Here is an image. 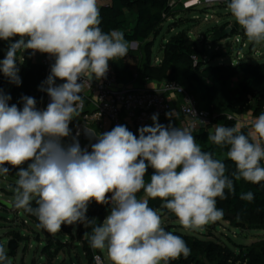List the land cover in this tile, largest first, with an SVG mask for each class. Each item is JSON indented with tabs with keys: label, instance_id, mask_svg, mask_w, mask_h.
Masks as SVG:
<instances>
[{
	"label": "clouds",
	"instance_id": "9594fccd",
	"mask_svg": "<svg viewBox=\"0 0 264 264\" xmlns=\"http://www.w3.org/2000/svg\"><path fill=\"white\" fill-rule=\"evenodd\" d=\"M227 8L250 42L264 43V0H230ZM100 24L98 0H0V40L20 37L0 60V72L9 82L21 83L18 52L30 49L33 55L54 57L40 86L50 97L46 109H38L36 99L26 95L22 109L9 106L11 96L0 90V175L10 172L5 164L18 169L13 206L35 215L52 234L62 225L91 224L87 211L92 201L111 205L90 237L93 249L107 250L111 264H167L187 258L191 250L185 241L165 231L161 216L137 193L143 190L163 200L185 229L198 230L223 217L216 198L226 199L225 189L235 194L233 179L225 175V163L201 150L191 127L162 125L154 114L153 126L140 127L138 138L117 125L102 134L90 131L97 137L91 152L75 138L67 146L62 143L83 110L84 88L91 87L93 78H106L109 61L125 57L131 47L123 32H104ZM57 78L65 82L57 85ZM173 114L179 119V113L166 116ZM208 139L228 146L235 178L264 181V112L247 134L239 124H218ZM149 166L155 171L146 183ZM34 197L36 207L31 206ZM240 198L251 202L255 197L247 192ZM7 260L0 245V264ZM94 260L102 264L99 257Z\"/></svg>",
	"mask_w": 264,
	"mask_h": 264
},
{
	"label": "trees",
	"instance_id": "16d2710c",
	"mask_svg": "<svg viewBox=\"0 0 264 264\" xmlns=\"http://www.w3.org/2000/svg\"><path fill=\"white\" fill-rule=\"evenodd\" d=\"M173 1L113 0L111 5L101 7L100 27L104 32L116 29L124 33L125 39L139 43L137 49L129 51L130 54L138 53L136 70L131 69L126 59L127 55L123 58H116L110 63L116 70L119 80L141 83L148 80L155 82L173 80L197 97L199 107L209 112V119L206 124L198 128L191 127L192 135L202 151L212 153L214 159L225 163V175L233 179L235 187V194H231L225 189L227 198H216L217 209H222L224 212L222 218L230 221L237 228L264 230V181L253 184L242 178H235L233 173L236 172V165L227 157L228 146L215 145L208 139L210 134H214L218 124L228 127L239 124L238 117L244 115L251 107H253L256 116L264 112V62L253 63L244 59L234 65L208 63L203 60L206 46H199L188 33L180 32L165 44L161 61L153 64V58H151L152 44L148 39L172 14ZM19 39L12 37L5 40L3 47L8 51L9 45ZM231 50L230 48L228 52H220L213 59L228 57L232 53ZM0 53L4 57V51L0 49ZM22 55L23 60L18 72L21 83L19 85L11 83L7 77L0 73V90L11 96L8 101L9 106L16 104L19 109H22L21 97L26 95L34 97L37 101V108L41 110L47 96L46 92L40 90L42 82L46 80V67L41 61L33 59L32 50L18 52L17 59ZM194 57L197 58L196 63ZM83 113L80 112L79 116L73 119L74 125L79 122ZM157 122L165 126L171 124L173 127H179L174 117L160 119ZM125 126L137 138L139 137L137 128L132 129L127 125ZM240 126L242 132L247 134L248 127ZM28 163L31 161L26 162L22 167H27ZM4 166L10 169L6 176L16 182L18 169L8 164ZM261 166H264V161H261ZM154 171L151 166L147 168L144 177L146 183L150 182V177ZM15 182H13L14 187ZM247 192L254 194L253 201L249 202L240 198L241 194ZM139 193L146 197L149 207L152 209L156 211L166 209L164 207L165 202L160 198L152 199L143 190ZM35 199L34 197L32 207H36ZM12 207L14 206L12 205ZM12 207L0 200V209L10 210ZM110 208L111 205H100L95 201L89 204L87 216L92 220V223L86 224L88 234L92 235L93 227L103 223L110 213ZM22 210L40 228V233L44 234V246L41 254L46 257L49 263H52L60 252L68 247L67 240L74 235L73 226L62 225L60 231L52 234L39 226L38 218L35 215ZM226 213L232 214L233 218L226 216ZM173 227L169 226L165 231L180 236L191 251L187 258L181 256L178 259L169 260L167 264H264V238L257 239L248 245H240L236 251L221 240L184 233L173 230ZM17 236L20 237L16 234ZM85 251L87 255L89 254L90 264H97L94 260L95 255L90 248H85ZM97 251L101 252L99 249Z\"/></svg>",
	"mask_w": 264,
	"mask_h": 264
},
{
	"label": "rangeland",
	"instance_id": "374dc122",
	"mask_svg": "<svg viewBox=\"0 0 264 264\" xmlns=\"http://www.w3.org/2000/svg\"><path fill=\"white\" fill-rule=\"evenodd\" d=\"M173 1L172 14L167 17L166 21L157 28L156 33L150 35L148 41L151 42V58L153 64H156L157 58L163 57L164 46L171 38L180 33L186 32L195 40L199 46L205 48L203 60L208 63L217 64H236L240 60H247L253 63L264 62V43L259 45L250 42L245 36L244 30L238 25L234 17L227 8L230 0H188ZM230 29L229 36L220 41L211 42L210 37L226 29ZM16 37V36H15ZM20 38L19 36H17ZM239 39V42H237ZM0 40V49L6 56L7 50L3 47ZM205 41V43H203ZM139 43L132 41L131 48L137 49ZM232 49L230 56L225 58H215L220 52H228ZM0 53V60H3ZM128 64L135 68L138 62L137 54H128ZM22 58L17 59V67L21 68ZM2 73V72H0ZM3 75V73H2ZM4 76V75H3ZM50 103V97L46 96L41 110L46 109ZM258 117V116H256ZM253 107L238 117L239 125L251 129V124L256 118ZM73 120L69 124L71 135L62 138V143L67 146L73 142L74 135ZM82 149V145L90 143L85 132L77 139ZM13 179L6 175H0V200H7L13 205L14 185ZM138 199H146L145 196L137 193ZM89 211V206H88ZM87 211V213H88ZM161 216L162 227L166 230L169 226H174L173 230L181 231L188 234H195L200 237L221 240L226 242L231 248L238 251L240 245H248L257 239L264 238V230H242L233 226L226 219H219L204 225L201 229H185L179 222L178 218L168 209L157 210ZM80 226V227H79ZM73 236L67 240L68 247L61 251L59 256L49 263L41 250L44 246V234L40 233L32 220H30L22 209L12 207L10 210L0 209V245H3L8 257L6 264H90L89 254H86L85 248H90L94 255H101L104 264H111L108 258L107 250L97 251L90 245L91 234L86 231V224L75 225L72 228ZM16 234L20 235L16 237ZM64 238V236H62ZM11 238H15L16 249L9 250L8 243ZM163 264V261L161 262Z\"/></svg>",
	"mask_w": 264,
	"mask_h": 264
},
{
	"label": "built area",
	"instance_id": "2783aa9c",
	"mask_svg": "<svg viewBox=\"0 0 264 264\" xmlns=\"http://www.w3.org/2000/svg\"><path fill=\"white\" fill-rule=\"evenodd\" d=\"M112 2L113 0H98V6L99 8L106 7ZM194 60L196 63L197 58L194 57ZM41 62L46 67L47 79L51 65L54 63V57L44 53ZM157 62L160 61L157 60ZM60 82L64 83L65 81L60 80ZM170 93L182 96L180 111L184 115L188 127L198 128L207 123L209 112L201 109L197 97L186 91L176 81L165 80L161 87L156 90L148 88L130 89L119 84L117 72L109 64L106 78L100 80L93 78L91 87L86 86L81 93L84 97V106L81 112L84 113L74 126V135L78 139L83 132L86 134V132L92 131L102 134L111 131L117 125H127L132 129L153 126L151 117L154 114L158 116V120L173 118L174 114L171 117L166 116V113L174 112L173 103L169 97ZM89 141L90 143L82 145V149L91 152V145L96 142L93 139ZM95 257H99L104 264L101 255H95Z\"/></svg>",
	"mask_w": 264,
	"mask_h": 264
},
{
	"label": "crops",
	"instance_id": "0c3cea01",
	"mask_svg": "<svg viewBox=\"0 0 264 264\" xmlns=\"http://www.w3.org/2000/svg\"><path fill=\"white\" fill-rule=\"evenodd\" d=\"M180 1H186L185 3H187L188 0H180ZM130 50H133V49L130 47ZM128 54H129V52H128ZM43 55H44V53H39V52H36L34 55L32 54L33 59L35 61H41ZM4 56H5V54H4ZM21 58L23 60V55L21 56ZM126 59H128V56H126ZM157 60L161 61V58H157ZM157 60H156V63H158ZM110 62L111 61H109V64H111ZM131 69L136 70V66H135V68H133L131 66ZM162 83H163V81L162 82H155V81H149L148 80L145 83H141V82H137V81H134V82L127 81V82H125L123 80H119V84L120 85L127 86L130 89L148 88V89L156 90V89H159L161 87ZM56 84L57 85L62 84L58 78L56 79ZM169 97H170V100L173 103L174 113H179V119L174 114V118H175L176 122L178 123L179 127L187 126L186 119H185L184 115L182 114V112L180 111V104L182 103V96L179 95V94L170 93ZM254 116L256 117V115H254ZM86 136L88 137L89 140L93 139L95 142H97V137L91 135L90 132H86Z\"/></svg>",
	"mask_w": 264,
	"mask_h": 264
},
{
	"label": "water",
	"instance_id": "95a60500",
	"mask_svg": "<svg viewBox=\"0 0 264 264\" xmlns=\"http://www.w3.org/2000/svg\"><path fill=\"white\" fill-rule=\"evenodd\" d=\"M230 31L231 30L228 28V29H226V30H224V31H222V32H220L218 34H215V35H213V36L210 37V41L211 42H216V41H220V40H222L224 38H227L229 36V32ZM1 201L4 204L8 205L9 207H12V204L10 202H8L7 200H3L2 199ZM226 216H228V217L230 216L231 218H233V215L232 214H229V213H226ZM15 241H16V239H14V238H11L10 239V241L8 243L9 250L16 249L17 245L15 244Z\"/></svg>",
	"mask_w": 264,
	"mask_h": 264
}]
</instances>
